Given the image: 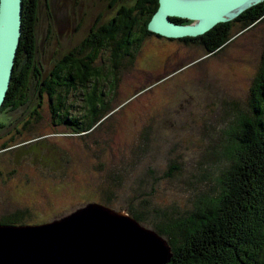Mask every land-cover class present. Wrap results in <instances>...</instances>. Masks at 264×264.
<instances>
[{"label":"rangeland","instance_id":"rangeland-1","mask_svg":"<svg viewBox=\"0 0 264 264\" xmlns=\"http://www.w3.org/2000/svg\"><path fill=\"white\" fill-rule=\"evenodd\" d=\"M46 11L63 22L55 31L59 43L54 39L49 49L37 53L45 75L65 46L81 40L95 15L101 12L99 17L107 19L115 13L107 0H59L56 10ZM241 27L239 22L232 24L236 36L224 45L221 56L203 59L206 52L198 40L185 47L182 43L186 41L179 38L147 36L134 62L126 59L125 68L119 69L112 100L108 95L109 107L133 94L129 83L137 77L144 80L150 73L142 69L159 66L164 55L173 60L167 72L176 68L175 73L166 74L172 75L158 85L162 89L156 86L135 96L88 133L73 132L70 125L57 122L46 93L40 97L32 83L28 102L0 111L5 122L0 127V216L17 223L48 221L87 201H99L137 212L144 225L151 227L169 216L187 214L202 195H217L218 175L227 164L221 155L224 129L238 109L245 108L247 89L264 50V18L239 31ZM108 55L107 50L102 51L97 62L106 67ZM191 61L192 65L180 69ZM231 70L238 72L237 82L230 79ZM87 88L78 85L62 90L63 109L82 113ZM140 98H149V113H142ZM32 109L36 111L28 116ZM42 134L46 136L41 141L24 144L25 151L1 148L3 143ZM29 143L30 152L26 149ZM172 166L177 167L167 173ZM43 189L49 196L48 205L39 195Z\"/></svg>","mask_w":264,"mask_h":264},{"label":"trees","instance_id":"trees-1","mask_svg":"<svg viewBox=\"0 0 264 264\" xmlns=\"http://www.w3.org/2000/svg\"><path fill=\"white\" fill-rule=\"evenodd\" d=\"M120 1L107 0L108 7L113 6L115 13L107 19L99 17L101 12L95 15L87 34L74 45L72 51L55 57L45 75L33 47L31 18L34 3L33 0H22V35L0 111L28 102L30 88L35 83L37 94L41 97L45 92L51 101L57 122L70 125L73 132L88 133L110 113L133 99L127 96L128 99H120L111 108L107 101L108 95L109 100H112L111 92L115 91L118 84V71L125 68L126 59L129 63L132 60L134 62L143 40L151 34H157L147 28V21L157 8L158 0H133L130 4ZM262 18L264 0L250 5L227 21L216 23L202 34L179 39L187 44L198 40L206 52L204 57L222 48L236 36V33L231 32L233 23H241L239 31H242ZM171 19L177 22L190 21L181 17ZM104 50L109 52L106 67L97 62ZM102 61H105L103 57ZM185 67L186 64L179 68ZM89 82L90 87L87 88ZM78 85L87 88L83 97L85 108L82 113L70 114L67 108L63 109L65 94L61 91L76 89ZM155 86L150 90L147 87L139 88L133 96L152 91ZM247 91L245 108H239L224 129L226 139L221 155L226 158L227 164L218 175L220 189L217 195H202L187 214L169 216L165 221L150 225L167 238L171 247L169 261L160 264H264V50ZM142 107V113H149L148 105ZM35 111L30 110L28 116ZM26 123L27 118L24 119ZM4 124L0 119V127H4ZM44 136L46 134L20 142L3 143L1 148L23 150L24 144L41 141ZM32 143L26 146L28 152L31 151ZM132 148L131 145L130 151ZM176 167L172 166L167 173L170 174ZM129 214L144 224L137 212Z\"/></svg>","mask_w":264,"mask_h":264},{"label":"water","instance_id":"water-1","mask_svg":"<svg viewBox=\"0 0 264 264\" xmlns=\"http://www.w3.org/2000/svg\"><path fill=\"white\" fill-rule=\"evenodd\" d=\"M259 1L158 0L147 28L168 38L196 36ZM21 15L22 0H0V109L12 76ZM171 254L167 238L158 231L99 201L48 221L0 223V264H160Z\"/></svg>","mask_w":264,"mask_h":264},{"label":"flooded vegetation","instance_id":"flooded-vegetation-1","mask_svg":"<svg viewBox=\"0 0 264 264\" xmlns=\"http://www.w3.org/2000/svg\"><path fill=\"white\" fill-rule=\"evenodd\" d=\"M58 1L59 0H33L34 12H33L32 18H31V24H32V35H33V47H34V51L36 54L40 51L42 52L44 47L46 49H49V45H51L53 43L54 39H55V43H59L58 34H56L55 31L57 30L58 23H62L63 21L60 19L55 20L53 18V16H51L50 13L49 12L47 13V11H46L47 8H49L50 11L56 10V6H57ZM41 4H42V6H41ZM94 18H95V16H94ZM93 22H94V19H93L92 23ZM92 23H91V25H92ZM91 25L89 26V28L91 27ZM89 28H88L87 32L89 31ZM61 29L63 30L64 27H62ZM87 32H86V34H87ZM154 36L165 37V36L157 35V34H154ZM169 39H171V38H169ZM186 44L187 43H182V45H184L185 47H186ZM187 45L189 46V44H187ZM73 47H74L73 45H70L68 47L65 46L63 48L65 50L62 51L61 53H58V55L59 54L65 55V53L72 51ZM223 47L217 49V51H215L212 54H209V55L202 57L201 59L206 58V57L211 56V55H212V57L221 56V54H219V52H221L223 50ZM54 52H55V48L53 49L52 53L50 50V56H52L54 54ZM166 57H168V58H166ZM169 57H170L169 54L164 55V57L161 60V64L159 67H156V68L150 69V70L147 69L148 73H150V74H148V76L145 75L144 80H139V79H137L138 78L137 77L135 79V83H133L134 85L132 83L131 84L129 83V87L132 90V93L133 92L136 93L141 88L144 89L145 87H147V90H150L155 85L158 86L159 84L162 83L161 81H163L164 79H166L167 77L172 75V74H170L169 76H166V74H169L170 72L174 71V70H171L170 72H167L168 69L170 70L172 68V66H170V65L173 62L172 58L171 57L169 58ZM239 59L242 60V58H239ZM189 63L191 64L193 62L191 61ZM190 64H187L186 66H189ZM183 66H185V65H183ZM167 67H169V68H167ZM237 74H238V72H235L234 70H231L230 72H228V75L231 76L230 79L233 82H237V80H238ZM150 76H153L152 81H150ZM138 87H140V89ZM158 88L162 89L159 86H158ZM162 93H165V91H163ZM133 94H130L128 96V98L131 99V98H134L135 96L138 95L137 94V95L133 96ZM139 104L148 105V104H150V100H149V98H146L144 100L139 99ZM0 132H2V131H0ZM39 195H40V198L42 200V203L48 205L49 204V196L45 193L44 189H43V191H41L39 193ZM14 214L20 216L21 212L20 213L15 212ZM9 221H14V220H11V219L9 220L8 216H0V223H10ZM42 221H45V220L38 221V220L32 219L31 221H29L27 223H36V222H42ZM15 222H17V221H15ZM11 223H13V222H11Z\"/></svg>","mask_w":264,"mask_h":264},{"label":"bare ground","instance_id":"bare-ground-1","mask_svg":"<svg viewBox=\"0 0 264 264\" xmlns=\"http://www.w3.org/2000/svg\"><path fill=\"white\" fill-rule=\"evenodd\" d=\"M22 35V34H21ZM2 261H0V263H1Z\"/></svg>","mask_w":264,"mask_h":264}]
</instances>
